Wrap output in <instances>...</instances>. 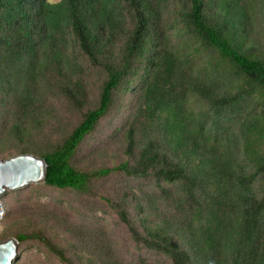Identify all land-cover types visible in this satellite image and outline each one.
Masks as SVG:
<instances>
[{
    "label": "trees",
    "instance_id": "1",
    "mask_svg": "<svg viewBox=\"0 0 264 264\" xmlns=\"http://www.w3.org/2000/svg\"><path fill=\"white\" fill-rule=\"evenodd\" d=\"M257 1L0 0V144L9 143L0 152L43 157L44 185L98 197L134 244L172 264H264V98H257L264 47L251 36ZM183 34L215 54L209 70H196L173 43ZM87 67L100 77L93 98ZM231 74L242 81L237 89L225 83ZM49 94L65 102L64 113H51ZM113 114L120 122L112 140L82 163L88 137ZM51 116L57 124L49 128ZM110 151L107 161L96 157ZM115 172L154 186L102 188ZM45 226L13 235L69 264H161L142 254L119 261L105 252L110 241L96 237L61 236L68 248Z\"/></svg>",
    "mask_w": 264,
    "mask_h": 264
},
{
    "label": "rangeland",
    "instance_id": "2",
    "mask_svg": "<svg viewBox=\"0 0 264 264\" xmlns=\"http://www.w3.org/2000/svg\"><path fill=\"white\" fill-rule=\"evenodd\" d=\"M50 1L55 2L58 0ZM253 7H255L256 11L251 36L258 42L257 44L264 47V0L257 1ZM172 40L173 43L180 46V49L191 55L196 70L199 68L203 69L204 66L209 70L211 58L212 60L216 59L214 53L206 50L196 38L188 34H183L180 38H175L174 36ZM77 56L84 66H88L86 59L82 55ZM87 73L88 92L93 98L98 92L99 72L96 68L87 67ZM226 82L236 89V86L242 83L240 77L236 74H231L227 77ZM257 98H264V95H257ZM46 105L51 113L55 114V117L59 115L57 113H64L67 110L65 102L53 94L47 95ZM1 114L2 112H0ZM46 116L49 115L46 114ZM55 117L51 116V118H48L50 121L47 127L54 125V123V127H56L57 121H55ZM119 122V117L115 114L108 115L101 121L95 132L90 134L87 142L82 147L80 153V157L83 160H81L82 163L89 162V160H84L90 149L101 145L104 146L112 140L113 128ZM262 141L264 144V136ZM4 145L9 147L7 142L0 144L1 147H4ZM111 153V151L108 152L106 156L96 154V157H104L103 159L107 161ZM18 154L22 153L12 151L11 154V151L4 150L0 152V159H8ZM107 164H114V161L110 159ZM126 183L132 186L131 188L134 190L138 188L149 189L154 186L152 181L134 179L120 172L112 173L99 181V185L102 188L104 187L105 190L119 188L126 185ZM63 218L66 220H62ZM42 225H46L44 228L52 235L58 232L57 239L59 243L67 247L69 246L67 241L72 243V238L84 237L92 240L93 237H96L101 242L110 241V244L105 245L109 248L105 252L110 250L112 254H116V258L119 261L136 260V257L142 254L149 259L160 260L161 264H172L170 259L165 256L155 255L143 246L134 244L128 238L124 226L118 224L116 216L111 213L109 207L100 201L98 197L88 198L70 190H62L44 184H29L21 189L7 190L6 193L0 195V242L15 237L13 235L14 230L28 231ZM61 236L66 237L67 241H62ZM74 252H76L75 249L70 250L68 255L71 257ZM79 252L85 254L81 251ZM17 253H19L20 259H18V263L15 262L14 264H69L62 261L48 247L35 239H28L23 243L18 242ZM85 256L87 255L85 254ZM77 264L85 263L79 262Z\"/></svg>",
    "mask_w": 264,
    "mask_h": 264
},
{
    "label": "water",
    "instance_id": "3",
    "mask_svg": "<svg viewBox=\"0 0 264 264\" xmlns=\"http://www.w3.org/2000/svg\"><path fill=\"white\" fill-rule=\"evenodd\" d=\"M47 175L46 160L33 153H22L0 159V195L7 190H17L29 184H44ZM18 240L11 237L0 242V264H14Z\"/></svg>",
    "mask_w": 264,
    "mask_h": 264
}]
</instances>
